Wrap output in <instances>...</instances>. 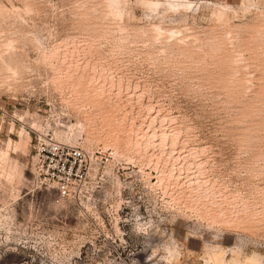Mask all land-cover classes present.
<instances>
[{"label":"rangeland","instance_id":"1","mask_svg":"<svg viewBox=\"0 0 264 264\" xmlns=\"http://www.w3.org/2000/svg\"><path fill=\"white\" fill-rule=\"evenodd\" d=\"M0 264H264V0H0Z\"/></svg>","mask_w":264,"mask_h":264},{"label":"built area","instance_id":"2","mask_svg":"<svg viewBox=\"0 0 264 264\" xmlns=\"http://www.w3.org/2000/svg\"><path fill=\"white\" fill-rule=\"evenodd\" d=\"M95 150L74 147L53 139L44 140L34 151V171L38 178L54 185L58 194L66 196L75 187L81 188L86 178L82 171Z\"/></svg>","mask_w":264,"mask_h":264}]
</instances>
